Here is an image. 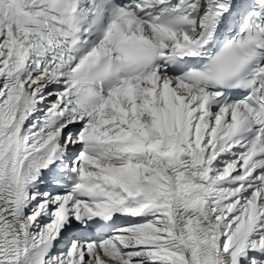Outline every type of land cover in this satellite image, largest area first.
<instances>
[{"label":"snow or ice","instance_id":"obj_1","mask_svg":"<svg viewBox=\"0 0 264 264\" xmlns=\"http://www.w3.org/2000/svg\"><path fill=\"white\" fill-rule=\"evenodd\" d=\"M0 264H264V0H0Z\"/></svg>","mask_w":264,"mask_h":264}]
</instances>
